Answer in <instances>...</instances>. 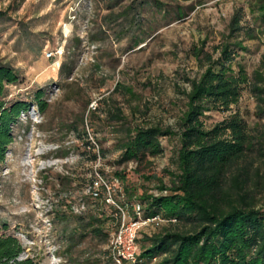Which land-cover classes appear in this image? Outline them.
Wrapping results in <instances>:
<instances>
[{
  "label": "rangeland",
  "instance_id": "rangeland-1",
  "mask_svg": "<svg viewBox=\"0 0 264 264\" xmlns=\"http://www.w3.org/2000/svg\"><path fill=\"white\" fill-rule=\"evenodd\" d=\"M237 12L241 27L258 34L249 0H0V65L19 75L6 101L30 104L0 165V238H16L21 259L116 264L114 210L129 221L136 203L170 194L159 188L171 186L180 141L163 138L162 155L138 162H122L121 146L139 127L178 130L188 80L205 70L193 50L217 58ZM240 41L232 67L251 80L264 37L243 31L230 39ZM38 90L44 111L33 102ZM235 112L250 128L257 122L248 89L231 111L204 122L211 127ZM100 188L106 193L96 200L91 192ZM168 227L162 219L143 225L137 256Z\"/></svg>",
  "mask_w": 264,
  "mask_h": 264
},
{
  "label": "trees",
  "instance_id": "trees-1",
  "mask_svg": "<svg viewBox=\"0 0 264 264\" xmlns=\"http://www.w3.org/2000/svg\"><path fill=\"white\" fill-rule=\"evenodd\" d=\"M249 3L260 22L258 34L253 28L241 27L242 16L237 12L229 35L214 48L217 58L194 48L193 56L205 70L188 80L178 130L139 127L121 146L122 162H138L162 155L161 139L177 137L180 141L171 186L162 183L159 188L170 194L147 196L138 202L144 206L145 219L159 217L169 227L147 238L150 245L142 247L135 264L154 259H159L158 264H264V59L248 80L242 66L237 72L232 67L243 44L230 42L243 31L250 39L264 37V0ZM18 76L12 67L0 65V165L13 143L12 127L30 107L24 101H6V89L18 82ZM246 89L256 101L257 122L252 128L238 112L206 126V114L231 111ZM43 95L42 90L33 95L40 111L47 106ZM100 189L96 200L106 193ZM114 213L120 216L116 209ZM23 253L16 238H0V264H37L29 257L21 259Z\"/></svg>",
  "mask_w": 264,
  "mask_h": 264
},
{
  "label": "built area",
  "instance_id": "built-area-1",
  "mask_svg": "<svg viewBox=\"0 0 264 264\" xmlns=\"http://www.w3.org/2000/svg\"><path fill=\"white\" fill-rule=\"evenodd\" d=\"M97 185V184H96ZM94 199L98 198V191L92 190ZM108 202V201H107ZM120 210V209H119ZM117 229L112 235L110 250L116 264H135L137 262V233L143 225L159 220V217L145 219L144 206L136 203L133 206V216L127 221L124 212L120 210Z\"/></svg>",
  "mask_w": 264,
  "mask_h": 264
}]
</instances>
